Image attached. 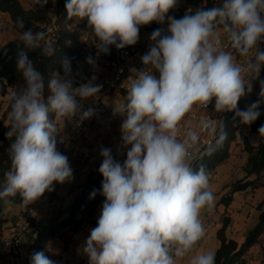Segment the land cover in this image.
<instances>
[{"label":"clouds","instance_id":"9594fccd","mask_svg":"<svg viewBox=\"0 0 264 264\" xmlns=\"http://www.w3.org/2000/svg\"><path fill=\"white\" fill-rule=\"evenodd\" d=\"M47 2L34 0L40 7ZM176 3L66 0V19L87 17L100 51L107 53L110 45L122 49L136 44L139 26L163 23ZM168 20L170 35L161 36L159 30L152 33L151 39L157 42L142 57L146 70L136 72L126 102L114 107V113L124 117L123 144L131 147L123 165L113 159L110 149L101 150L99 172L104 178L101 194L105 200L97 226L82 249L89 264H176L192 251L205 235L201 211L211 209L215 198L207 169L194 170L191 164L189 150L198 144L199 135L189 129L181 139V121L193 106L206 109L213 99L216 112L235 110L246 89L252 91L233 52L221 48V26L235 53L248 56L257 49L247 70L258 75L264 65V51L258 47L264 37V0H222L219 6ZM18 27L24 28L23 20ZM45 38L44 31H23L24 48L17 52L16 65L25 86L9 96L6 135L12 140L8 150L11 167L4 173L0 199L19 193L25 205L51 190L53 182L71 180L68 159L56 147L57 123L78 114L81 120L93 116L91 108L80 112L75 97H95L101 90L92 83L73 88L70 80L54 76L45 96L44 78L27 56ZM64 67L67 71V60ZM260 96L264 98V85ZM259 103L236 111L241 123L250 125L258 118ZM210 127L202 121V130ZM258 132L264 138V125ZM225 135L221 134V142ZM95 195L94 191L91 197ZM30 259L31 264H55L43 251ZM190 264H215V254H197Z\"/></svg>","mask_w":264,"mask_h":264},{"label":"trees","instance_id":"16d2710c","mask_svg":"<svg viewBox=\"0 0 264 264\" xmlns=\"http://www.w3.org/2000/svg\"><path fill=\"white\" fill-rule=\"evenodd\" d=\"M189 2L192 4L191 11L179 10V12H175L169 10L165 19L169 17L183 18L187 14H193L197 9L220 5H217L215 0H207L206 2L204 0H190ZM65 4L66 0H48L47 4L40 7L39 5L36 6L33 0L31 7L26 8L21 0H0V8L9 14L13 27L19 34L18 37L7 41L0 48V97L6 96L7 99L6 109L0 116V190L4 186V173L11 167L8 150L12 140L6 135L10 126L8 117L11 110L9 96L14 91L19 92L25 86V81L16 65L17 52L24 48L21 40L23 31L31 29L34 33L39 31L46 33V38L40 46L27 52L28 59L33 62L44 78L45 96L49 94L47 88L49 80L54 76L60 78L68 71L75 72L76 61L83 54L85 44L82 39V30L90 28L88 19L85 17L67 20ZM20 20H23L24 28L18 27ZM161 24V22L153 21L147 25H142L141 29L153 32L160 31ZM49 28H52V31H49ZM65 60L68 61L67 71L64 67ZM258 101L260 102L258 118L250 125L241 123L236 111H246L251 104ZM261 125H264V98L261 96H242L238 101L237 109L225 111L216 144L192 164L194 170L204 166L210 176L230 158L232 146L236 141H239L248 154L244 166V177L232 182L219 200V203L224 205L225 211L222 215L223 225L217 231L220 246L215 252V264H246V254L249 249L264 234V203L262 202L257 206L259 211L258 222L248 231L242 243L226 235V230L231 223L227 208L233 202L235 193L248 188L256 189L264 186V181L261 179V174L264 171V138L260 137L257 144H254L250 138L251 134L259 135L258 129ZM221 134H226L222 142L220 141ZM100 166L101 164L95 166L88 175L80 194L69 205L66 214H61L58 220L45 227L38 237L29 244L27 264H31L30 258L34 253L46 252V247L51 239L61 237L66 241L70 234L80 231L84 225H95L97 215L105 200L101 194L104 178L99 172ZM94 191L96 195L91 197ZM21 201L22 197L19 193L13 197L0 199V234L1 228L8 222L4 215L7 202L20 203Z\"/></svg>","mask_w":264,"mask_h":264},{"label":"built area","instance_id":"2783aa9c","mask_svg":"<svg viewBox=\"0 0 264 264\" xmlns=\"http://www.w3.org/2000/svg\"><path fill=\"white\" fill-rule=\"evenodd\" d=\"M177 1H181L182 4L176 3L170 10L175 12L192 10L187 6V2L190 0ZM206 1L204 0V2ZM185 3L186 5L183 6ZM175 19L181 18L176 17ZM141 26H139L136 44L122 49L110 45L107 53L100 51V41L95 37L92 27L89 28V32L92 34L90 38L89 35L82 37L85 45L82 56L76 61L75 72L68 71L60 76V79L62 81L70 80L73 88H78L81 84L92 83L100 85L101 90L95 97L86 99L75 97L80 105V112L91 108L94 110L93 116L81 120L78 114L71 119L57 123L60 130L56 136L57 151L67 157L72 169V178L63 184L53 182L51 190H46L41 197L25 205L19 218L0 234V264H21L22 258L27 260L28 253L25 256L22 254L24 241L26 239L35 240L45 227L60 218L58 210L62 209L63 204L69 201L78 179L81 176L85 177V183L93 168L102 164V149H110L113 159L121 165L127 159V151L131 146L125 147L122 141L121 125L124 117L114 113V107L126 102V98L123 96L127 97L131 80L136 77V72L146 70L142 57L157 42L151 39L153 31L142 30ZM12 27L9 14L0 8V44L2 33ZM168 27L169 20L165 19L160 27L161 36L170 35ZM49 31H52V28H49ZM220 41L221 48L225 51H232L235 63L245 69L242 76L245 81L250 82L252 91L248 92L246 89L244 96H260L261 87L264 85V65L261 66L258 75L247 70L248 64L255 60L257 49H253L248 56H240L235 53L227 35L222 32V26ZM258 47L264 51V37L259 41ZM152 73L159 78L158 71L153 69ZM214 105L215 100L213 99L206 109L193 106V109L181 121V139H183V133L189 129L199 135L198 144L189 150L191 164L202 157L218 141L225 111L216 112ZM202 121L209 122L211 127L202 130ZM101 211L102 207L93 228L97 226ZM88 236L77 242V255L74 258L77 263H83L87 258L82 249Z\"/></svg>","mask_w":264,"mask_h":264},{"label":"crops","instance_id":"0c3cea01","mask_svg":"<svg viewBox=\"0 0 264 264\" xmlns=\"http://www.w3.org/2000/svg\"><path fill=\"white\" fill-rule=\"evenodd\" d=\"M21 1L26 8H30L33 2V0H21ZM18 36L19 34L16 32L14 27L3 32L1 35L2 42L0 44V48L5 42L15 39ZM250 138L254 144H257L260 139V135L251 134ZM238 150L242 152L241 153L243 156L242 165L245 166L247 162L248 154L244 151V148L239 143V141H236L232 146L230 158L225 163L220 165L209 176L210 190L212 192L215 191V193L218 192V194L214 195L215 198L214 206L211 209L206 208L201 211L200 219L205 228V235L192 249L191 252H189L183 258H178L176 264H190L191 259L195 255L205 252H213L215 254L216 250L219 248L220 240L217 237V231L223 225L222 215L223 212L225 211L224 205L220 204L219 200L221 196L229 189V186L225 188V185L228 183L230 174L233 173V171L236 172L237 170V167L236 166L234 167V165L232 164L231 159L233 160L234 158L233 152L236 153ZM263 172L261 174L262 181H264ZM262 202L264 203V186H260L256 189L248 188L246 190L235 193L233 202L227 208V213L231 217V223L226 230V235L229 238L235 239L239 243H242L245 240L248 231L252 229L258 222L259 211L257 209V206ZM24 206L25 204H23V207ZM22 209L15 211H17L19 215ZM15 220L16 218L9 219V221L6 224H4V226L2 227L1 233L5 232L7 228ZM81 230L76 232L75 234H70V235L68 234V235L70 237L71 236L73 237V235L77 236V234L81 232ZM81 239H85V237H82ZM79 241L81 240H78V242ZM27 243H28V239L24 241L25 247L23 249L22 254L28 253L29 247L27 246ZM71 243L72 242H69L68 248L71 245ZM263 247H264V234H262L259 237L258 241L249 249L248 253L246 254V260H247L246 264H262V263L264 264ZM46 252L45 255L48 256L49 259L54 261L55 264H66V260L69 261V263L70 261L71 262L75 261L74 258L77 255L76 248L73 254H70V249L66 248V246L64 245V238L61 237H56L54 239H51L46 247ZM25 263H21V264H25ZM75 263L77 264L76 261Z\"/></svg>","mask_w":264,"mask_h":264},{"label":"rangeland","instance_id":"374dc122","mask_svg":"<svg viewBox=\"0 0 264 264\" xmlns=\"http://www.w3.org/2000/svg\"><path fill=\"white\" fill-rule=\"evenodd\" d=\"M215 1H216V4L217 5H219V4L222 3V0H215ZM177 3L178 4H182L181 1H177ZM185 5H186V3L183 6H185ZM187 6L189 7V9H192V4L189 1L187 2ZM88 35H89V38L92 35L91 32H89V29H83L82 30V37L88 36ZM123 97L126 98L125 96H123ZM6 103H7L6 96H4V98L0 97V116L4 113V111L6 109V106H7ZM241 153L242 152H240L239 150L236 153L233 152L234 158H233V160L231 159V162L234 165V167L235 166L237 167V170H236V172L233 171V173L230 174V178L228 180V183L225 185V188L228 187L229 185H231V183L234 182L235 180H239L242 177H244V175H245L244 165H242V157L243 156H242ZM84 180H85V177H82V176L78 179L77 184L74 186V188H73V190L71 192V197L69 198V201L66 204H63L62 209H59L58 210L59 216L61 214H66L67 208L69 207V205L78 197V195L80 194V192H81V190L83 188ZM213 192H214V195H217L218 194V192L217 193H215V191H213ZM23 204H24L23 202H20V203H10V202H7L6 207L4 209V215H5V217L7 218L8 221H9V219H15V218L17 219V218H19V215H18L17 211H15V210L22 209ZM20 213H21V211H20ZM84 226L85 227L82 228L81 232H79L77 234V236H75V235H73V237L72 236L71 237L68 236V238H67L66 241L64 239V245L66 246L67 249H70V254H73V252H74V250L76 248V245H77L78 240H83V239H81L82 237H85L86 238L90 234L91 229H93V226L94 225H90L89 226V224H86ZM74 241H75V243H74ZM31 242H32L31 240H28V243H27V246L28 247H29V244ZM69 242H72V243H71V245L68 248ZM24 247H25V244L23 245V249H24ZM25 255H26V253H23V256H25ZM25 261H26V259L23 258L22 261H21V263H25ZM26 264H27V261H26ZM66 264H76V263H75V261H72V262L70 261V263H69V261L66 260ZM77 264H89L88 257L84 260L83 263H77Z\"/></svg>","mask_w":264,"mask_h":264}]
</instances>
